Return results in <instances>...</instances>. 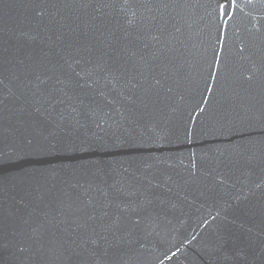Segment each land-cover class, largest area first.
<instances>
[{"label": "water", "instance_id": "95a60500", "mask_svg": "<svg viewBox=\"0 0 264 264\" xmlns=\"http://www.w3.org/2000/svg\"><path fill=\"white\" fill-rule=\"evenodd\" d=\"M0 264H264V0H0Z\"/></svg>", "mask_w": 264, "mask_h": 264}]
</instances>
